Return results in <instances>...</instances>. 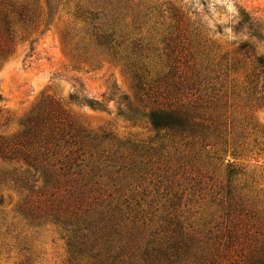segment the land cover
<instances>
[{"label": "trees", "instance_id": "obj_1", "mask_svg": "<svg viewBox=\"0 0 264 264\" xmlns=\"http://www.w3.org/2000/svg\"><path fill=\"white\" fill-rule=\"evenodd\" d=\"M41 1L0 0V63L24 43L32 53L33 36L50 30L57 0ZM87 5L81 8L89 17L79 42L84 52L75 57L116 64L130 78L140 108L129 103L121 109L117 103L118 116L191 143H177L181 148L170 152L165 143L121 142L75 123L57 103L42 98L18 119L14 134L0 136V163L8 166L0 167V225L8 233L21 224L56 228L68 264H264V217L257 203L236 187L228 165L224 184L206 169L211 168L204 154L211 147L207 132L224 123L213 117L222 105L212 101L215 89L192 64L204 57L210 41L201 22L176 0ZM152 15L168 21L158 50L164 71L148 63L147 39L141 36ZM233 30L246 38L236 54L251 63L249 85L264 97V52H258L264 23L242 11ZM75 102L104 108L96 100ZM8 189L20 197L17 221L10 223L1 210ZM188 196H198L207 207L188 209L193 202ZM16 240L20 252L31 253L27 238Z\"/></svg>", "mask_w": 264, "mask_h": 264}, {"label": "rangeland", "instance_id": "obj_2", "mask_svg": "<svg viewBox=\"0 0 264 264\" xmlns=\"http://www.w3.org/2000/svg\"><path fill=\"white\" fill-rule=\"evenodd\" d=\"M89 1L57 0L50 30L43 36H33V40L37 38L33 52L29 53V45L24 43L11 58L0 63V136L14 134L18 130V119L42 98H49L75 123L92 132L109 133L121 142L165 143L170 152L181 148L177 143H191L157 135L144 121L132 123L118 116L117 103L123 104L121 109L129 103L140 108L130 78L116 64L84 62L75 57L84 52L79 42L85 37L89 17L81 8ZM152 1L161 4L168 0ZM41 2L43 4L44 0ZM176 3L192 20L200 21L206 31L210 41L204 43V57H195L192 64L196 66L194 72L210 80L215 89L212 101L222 103L219 115L213 116L210 111V115L219 118L224 125L207 132L206 143L211 147L204 154L210 157L209 162H205L211 168L206 169L214 181L224 184L228 165L235 173L236 187L257 203L264 217V97L249 85L251 63L236 54L238 43L246 38L233 32L242 11L264 23V0H176ZM167 24L165 18L152 15L142 29L141 36L148 44L147 61L154 71H164L158 50L160 41L166 38ZM258 52H264V44L259 45ZM111 94L114 100L107 102ZM73 98L78 102L82 99L99 101L104 105L103 111L92 110ZM0 167L8 166L0 163ZM2 195L1 210L7 222H16L20 197L9 189ZM188 198L193 199L188 209L199 211L207 207L199 203L198 196ZM16 229L8 233L0 225V264H22L25 257H30L32 264H68L65 243L56 228L30 229L21 224ZM16 236L27 238L30 254L20 252L22 246Z\"/></svg>", "mask_w": 264, "mask_h": 264}]
</instances>
